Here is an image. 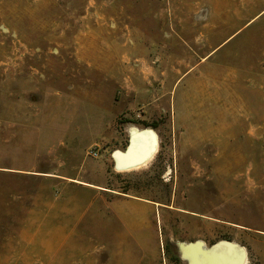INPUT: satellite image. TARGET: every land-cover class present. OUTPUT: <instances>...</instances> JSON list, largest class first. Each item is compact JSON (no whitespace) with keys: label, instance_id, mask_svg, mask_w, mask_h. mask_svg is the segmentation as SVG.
I'll return each mask as SVG.
<instances>
[{"label":"rangeland","instance_id":"rangeland-1","mask_svg":"<svg viewBox=\"0 0 264 264\" xmlns=\"http://www.w3.org/2000/svg\"><path fill=\"white\" fill-rule=\"evenodd\" d=\"M131 128L158 151L121 172ZM197 240L264 264V0H0V264Z\"/></svg>","mask_w":264,"mask_h":264},{"label":"bare ground","instance_id":"bare-ground-1","mask_svg":"<svg viewBox=\"0 0 264 264\" xmlns=\"http://www.w3.org/2000/svg\"><path fill=\"white\" fill-rule=\"evenodd\" d=\"M129 134L127 150L113 153L115 167L121 172L144 166L158 151L159 141L153 130L131 128ZM179 249L187 264H233L236 260L237 264H248L245 248L233 241L220 240L211 246L202 240L182 242Z\"/></svg>","mask_w":264,"mask_h":264},{"label":"water","instance_id":"water-1","mask_svg":"<svg viewBox=\"0 0 264 264\" xmlns=\"http://www.w3.org/2000/svg\"><path fill=\"white\" fill-rule=\"evenodd\" d=\"M230 243H231V242H230ZM238 245H239V244H238ZM240 246H241V245H240ZM242 247H243V246H242ZM179 250H180V249H179ZM180 253H181V250H180ZM181 255H182V254H181ZM247 258H248V257H247ZM236 261H237V260H236ZM236 261L234 262L235 264L239 263L238 261H237V262H236ZM234 263H233V264H234Z\"/></svg>","mask_w":264,"mask_h":264},{"label":"built area","instance_id":"built-area-1","mask_svg":"<svg viewBox=\"0 0 264 264\" xmlns=\"http://www.w3.org/2000/svg\"><path fill=\"white\" fill-rule=\"evenodd\" d=\"M92 153H93V155H94V156H96V155H97V153H95V152H92Z\"/></svg>","mask_w":264,"mask_h":264},{"label":"trees","instance_id":"trees-1","mask_svg":"<svg viewBox=\"0 0 264 264\" xmlns=\"http://www.w3.org/2000/svg\"><path fill=\"white\" fill-rule=\"evenodd\" d=\"M250 264H255L253 261Z\"/></svg>","mask_w":264,"mask_h":264}]
</instances>
